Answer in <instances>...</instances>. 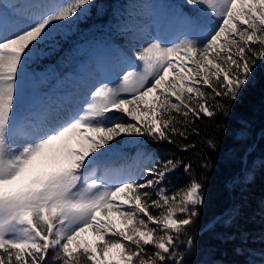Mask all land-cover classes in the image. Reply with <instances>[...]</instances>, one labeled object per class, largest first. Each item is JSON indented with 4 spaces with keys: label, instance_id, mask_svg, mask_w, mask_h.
Masks as SVG:
<instances>
[{
    "label": "snow or ice",
    "instance_id": "snow-or-ice-1",
    "mask_svg": "<svg viewBox=\"0 0 264 264\" xmlns=\"http://www.w3.org/2000/svg\"><path fill=\"white\" fill-rule=\"evenodd\" d=\"M185 3L191 12L130 0L118 14L115 59L61 101L29 99L39 75L29 69L88 18L93 0L0 6V264H47L50 250L59 264H185L195 237L180 234L201 215L204 183L190 178L173 191L167 177L191 164L125 150L187 139L201 116H230L264 62V0ZM145 17L154 18V32ZM205 143L218 150L216 139ZM121 157L131 163L100 170ZM200 166L209 168L206 158ZM251 180L247 169L234 177L243 186ZM237 212L229 209L223 222Z\"/></svg>",
    "mask_w": 264,
    "mask_h": 264
},
{
    "label": "trees",
    "instance_id": "trees-1",
    "mask_svg": "<svg viewBox=\"0 0 264 264\" xmlns=\"http://www.w3.org/2000/svg\"><path fill=\"white\" fill-rule=\"evenodd\" d=\"M100 1L106 6L105 19L99 18L94 5L88 22L83 23L81 29L91 26L93 21L95 28L98 24H105L112 5L130 2L95 0V3ZM135 6L140 7L139 4ZM52 59L49 56L46 61ZM224 102L228 103L226 98ZM212 103L209 99V106ZM193 128L197 132H193ZM241 129H244L243 136ZM209 138L217 140V151L208 149L205 142ZM174 139V143L148 141L146 149L133 148L130 152L133 155L135 150H140L145 155L175 156L191 164L190 172L186 173L180 168L167 177L166 183L173 191L186 186L190 178L205 185L200 217L186 233L180 234L181 240H185L187 235L195 237L192 251L185 257V264H264V213L259 210L260 202L264 201V62L258 61L249 83L239 98L231 102L228 118L201 116L189 125L187 139L179 136ZM184 144L190 146L187 151L181 147ZM205 158L208 169L200 166ZM123 161L131 163L127 158ZM144 163H147L145 159ZM245 169L252 173V180L247 186L235 183L234 177ZM232 208L238 212L226 224L223 218ZM154 214H158V211ZM153 250L151 246L148 247L149 252ZM50 254L51 250L47 258Z\"/></svg>",
    "mask_w": 264,
    "mask_h": 264
},
{
    "label": "rangeland",
    "instance_id": "rangeland-1",
    "mask_svg": "<svg viewBox=\"0 0 264 264\" xmlns=\"http://www.w3.org/2000/svg\"><path fill=\"white\" fill-rule=\"evenodd\" d=\"M21 0H0V6H4L6 8H11V6L20 3ZM161 2L171 5L173 7L178 6V5H186L185 0H161ZM93 4L96 6V14L99 16V18L104 17V12L106 9L105 4L100 1L98 3H95V0H93ZM131 5L128 3L126 6L121 7L120 5L116 4L112 8V13L115 18V20L112 22L111 25H109L107 29V38L108 41L101 45H94L93 50L95 53L84 60V64L82 69L77 71L73 77L70 78V81L63 87L57 86L55 90L51 89L49 87V83L51 82V79L53 78L50 73L48 74H42L38 75L35 80L30 81L28 86H27V92L30 93L32 96L29 98L31 99L32 97H44V96H50L53 98L54 101H61L65 100L70 96H73L77 93H80L83 91L84 88L89 86L93 80L97 77V75L101 71L102 66H107L110 64L114 59H115V52L113 46H119L123 43V38L117 34L116 30V24L118 20V14L122 9L130 7ZM189 7V6H188ZM190 8V7H189ZM191 10V8H190ZM92 11V9H91ZM91 13V12H90ZM89 13V16H90ZM137 14L138 10H137ZM88 16V18H89ZM88 18L79 23V25L73 24V26L70 29H67V35L58 38L59 40H64L67 37L70 39L71 44L68 46L67 51H65V59L60 67H74L76 62L80 60V55L81 51L86 48L87 40H88V34H91V30H86V31H79L80 25L84 22H88ZM154 18L150 17L149 23L147 25L148 30L154 32L157 25L155 23H152ZM161 27H163V22H161ZM87 32V34L85 33ZM102 43V42H101ZM100 43V44H101ZM71 52L70 55H66L67 52ZM43 59V58H42ZM34 82L35 86L37 87L38 91L33 93L31 91L32 87L31 84ZM44 95H41V94ZM72 147H79V145L75 144V142L72 143ZM111 162V161H110ZM107 162V163H110ZM122 164H105L101 163L99 165V168L101 171H103L104 167H116V166H121ZM181 218V217H177ZM91 237H89L90 239ZM54 256V251L51 250V255L47 260V264H59L58 260H53L52 257ZM82 264H84V261L82 260Z\"/></svg>",
    "mask_w": 264,
    "mask_h": 264
}]
</instances>
